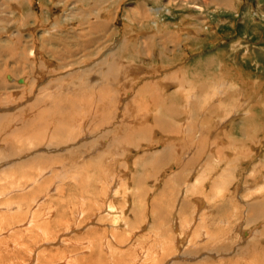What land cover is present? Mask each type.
<instances>
[{
	"label": "rangeland",
	"instance_id": "1",
	"mask_svg": "<svg viewBox=\"0 0 264 264\" xmlns=\"http://www.w3.org/2000/svg\"><path fill=\"white\" fill-rule=\"evenodd\" d=\"M0 20V264H258L239 251L264 245V0H0ZM207 196L214 221L182 240Z\"/></svg>",
	"mask_w": 264,
	"mask_h": 264
},
{
	"label": "bare ground",
	"instance_id": "2",
	"mask_svg": "<svg viewBox=\"0 0 264 264\" xmlns=\"http://www.w3.org/2000/svg\"><path fill=\"white\" fill-rule=\"evenodd\" d=\"M21 3V2H20ZM21 5V4H20ZM196 8V7H195ZM156 13H160L161 11H162V9L160 8V9H155L154 10ZM1 21V20H0ZM3 21V20H2ZM9 25V24H8ZM106 26V25H105ZM104 27V25L102 24V23H100L98 26H97V28H99V29H101V28H103ZM108 27V26H107ZM108 29V28H107ZM33 35V34H32ZM48 44V43H47ZM51 45V44H50ZM25 48V47H24ZM11 47H9V44L7 43V41H0V58H2V59H4L3 58V56L6 58V56L4 55V54H6V52H9V53H11ZM13 51V50H12ZM118 51V50H117ZM24 52H25V50H24ZM56 58V57H55ZM91 59V58H90ZM93 59V58H92ZM103 62V61H102ZM94 63H96V62H94ZM100 63V62H99ZM102 64V63H101ZM101 64H98V65H101ZM71 68V67H70ZM82 70V69H81ZM85 70V69H84ZM80 71V70H79ZM92 71H94V70H91V71H88L87 73H90V72H92ZM84 72H86V71H84ZM75 73V72H74ZM75 74H77L78 76H80L79 74H81V73H79L78 74V72L77 73H75ZM74 74V75H75ZM68 75H70V74H68ZM67 75V76H68ZM73 76V75H72ZM71 76V77H72ZM86 76V75H85ZM10 77L11 76H9V79H10ZM90 78V77H89ZM92 78V77H91ZM91 78H90V80H91ZM96 78V77H95ZM64 79V78H63ZM66 80H67V78H65ZM71 79V78H70ZM12 80V79H11ZM26 80H27V78H26ZM60 80V79H59ZM58 80V81H59ZM66 80H65V82H66ZM96 80H97V78H96ZM29 81V80H28ZM14 82V81H13ZM63 82V81H62ZM31 84V83H30ZM52 84H54V83H51V82H49L46 86H47V89L46 90H48L49 88H51V85ZM226 83H223L222 85H221V88H223V86L225 85ZM1 85V84H0ZM28 86V85H27ZM53 86H55L56 87V85L54 84ZM156 86V85H155ZM54 87V88H55ZM150 87V86H149ZM157 87V86H156ZM156 87H154V88H156ZM45 88V87H44ZM43 88V89H44ZM35 89V88H34ZM57 89H59V88H57ZM69 89V88H68ZM231 89H233L234 90V87H232ZM27 90V89H26ZM52 90V89H51ZM147 90H150V88H147ZM146 90V93L148 94V91ZM151 90H154V89H151ZM232 90H228V91H226V89H224L223 88V91H219L221 94H222V97L224 98L225 96H227L228 94H229V92H231ZM18 92V91H17ZM36 92V91H35ZM38 92V91H37ZM45 91H43V93H44ZM60 92V91H59ZM42 93V92H41ZM40 93V94H41ZM49 92H47V94H48ZM53 93H54V91H53ZM226 93V94H225ZM8 94V93H7ZM56 94V93H55ZM54 94V95H55ZM144 94V93H143ZM192 94V93H191ZM60 95H61V92H60ZM80 94H78V96H79ZM141 95H142V93H141ZM140 95V96H141ZM8 97H10L9 95H7ZM14 96V95H13ZM62 96V95H61ZM81 96V95H80ZM160 96V95H159ZM6 97V96H5ZM23 97V96H22ZM47 97H48V95H47ZM154 97V96H153ZM190 97L191 98H193V97H195V96H193V95H190ZM221 97V98H222ZM3 98H4V96H3ZM69 98V97H68ZM67 98V101L70 99H68ZM78 98V97H77ZM104 98H105V96H104ZM208 98H210V97H207V99ZM222 98V101H225L224 99ZM226 98V97H225ZM51 99H53V98H51ZM72 99V98H71ZM70 99V100H71ZM233 99V98H232ZM9 100H12V98L10 97V99ZM16 100V99H15ZM14 100V101H15ZM195 100H196V103H195V106L196 107H199L198 106V103H197V97L195 98ZM228 100H229V97H228ZM35 101L36 102H38L39 103V101L41 102L42 101V98L40 97V99H38V98H35ZM34 101V102H35ZM43 101H45V100H43ZM73 101H75V99H74V97H73ZM77 101V100H76ZM160 102H161V100H159ZM159 101H156V103L159 105L160 104V102ZM215 101V100H214ZM217 101V100H216ZM59 102H62V100L60 99V101ZM72 102V101H71ZM71 102H70V104L68 105V102H66V104H67V106L69 107V108H71ZM228 102V101H227ZM226 102V103H227ZM6 103V102H5ZM4 103V104H5ZM38 103H36L35 104V106L33 107V108H37L38 110H37V112L35 111V113H34V116L33 117H36V116H38L37 118H39V119H41L42 117H43V119H41V120H43L42 122H44V125H45V122H46V118L48 119V116L50 117V114H46V111L45 110H47L48 111V113H51L50 111H49V109H42L41 107H40V105L38 104ZM57 103V102H56ZM76 103V102H75ZM132 103V102H131ZM217 103V102H216ZM222 103V102H221ZM220 103V104H221ZM226 103H224V104H226ZM15 104V103H14ZM46 104V103H45ZM219 104V105H220ZM230 104V103H229ZM232 104V103H231ZM234 104V103H233ZM1 105H3V104H1ZM57 105V104H56ZM60 105V104H59ZM222 105V104H221ZM31 106V105H30ZM60 106H63L64 107V105H63V103H62V105H60ZM66 106V107H67ZM210 105L208 104V106H207V108L209 109V110H211L210 112H215L216 110H218L216 107H212V106H210ZM44 107V106H43ZM63 107H61V109L63 108ZM68 107H67V109H68ZM161 106L159 105L158 106V108L157 109H161L160 108ZM202 106L200 105V108H201ZM41 108V109H40ZM59 108V107H58ZM92 109L94 108V106H93V104H92V107H91ZM219 108V107H218ZM61 109H60V112H61ZM229 109V108H228ZM32 110H34V109H32ZM153 110V109H152ZM227 110V109H226ZM235 110H236V108H235ZM40 111V112H39ZM228 111V110H227ZM4 112V111H3ZM156 112V111H155ZM27 113V112H26ZM58 113V112H57ZM62 113H64V112H62ZM61 113V114H62ZM235 113V112H234ZM12 114V113H11ZM46 114V115H45ZM55 114V113H54ZM105 114V113H104ZM157 114V113H156ZM52 115V114H51ZM64 115V114H63ZM73 115V114H72ZM101 115V114H100ZM110 115V114H109ZM55 116V115H54ZM97 116V115H96ZM99 116V115H98ZM151 116V115H150ZM52 117V116H51ZM57 117V116H56ZM59 117V116H58ZM64 117H66V116H64ZM125 117V116H124ZM138 117V116H137ZM156 117V116H155ZM37 118H35V119H37ZM97 118V117H96ZM225 118L226 119H228V118H230V117H227V116H225ZM39 119L37 120V121H39ZM55 119V118H54ZM59 119H61V118H59ZM65 119H67V118H65ZM195 119V118H194ZM40 120V121H41ZM45 120V121H44ZM51 119H49V121H50ZM62 120V119H61ZM36 121V123L38 124V122ZM132 121H134V120H132ZM136 121H137V119H136ZM154 121V120H153ZM29 122V121H28ZM28 122L25 124V126L27 127V128H33L34 127V125L33 124H28ZM41 122V123H42ZM50 122H52V121H50ZM109 122V121H108ZM138 122V121H137ZM230 122H232V121H230ZM3 123V122H2ZM30 123H32V121L30 122ZM35 123V124H36ZM148 123V126H149V122H147ZM152 123V122H151ZM36 124V125H37ZM49 124V123H48ZM57 125H56V128H55V131L56 132H58V133H62V132H64V125L63 124H59L58 125V123H56ZM69 124H70V122H69ZM72 124V123H71ZM132 124V123H131ZM133 124H135V123H133ZM146 124V123H145ZM220 124V123H219ZM5 125H8V124H2V125H0V130H2L1 128H3V126H5ZM51 125H54V124H51ZM50 125V126H51ZM98 125V124H97ZM154 125H155V123H154ZM159 125V127H161L160 129H162V130H165L167 127L163 124V123H159L158 124ZM222 125V124H221ZM24 126V125H23ZM38 126H40V125H38ZM135 126V125H134ZM134 126H132V127H134ZM140 125H138V126H136V127H139ZM153 126V125H152ZM40 127H43V124L40 126ZM49 127V126H48ZM53 127H55V126H53ZM135 127V128H136ZM141 127H142V125H141ZM143 127H147V126H143ZM154 127V126H153ZM191 127H192V125H191ZM190 127V129H192ZM6 128V127H5ZM47 128V127H46ZM46 128H44V129H46ZM152 128V127H151ZM155 128V127H154ZM195 128H197V127H195ZM43 129V128H42ZM133 129V128H132ZM140 130V129H139ZM34 131H36V130H34ZM42 131V130H41ZM46 130H43L42 132H45ZM141 131V130H140ZM145 131V130H144ZM39 131H36V133H38ZM142 132H143V130H142ZM147 132V131H146ZM190 132H193V130H190ZM195 132H196V130H195ZM4 133V132H3ZM29 133H32V131L31 132H29ZM48 133V132H47ZM139 133V132H138ZM42 134V133H41ZM63 134V133H62ZM80 134V133H79ZM89 134V133H88ZM132 134V133H131ZM50 135V134H49ZM133 135V134H132ZM6 136V135H5ZM145 136V135H144ZM147 136V135H146ZM196 136V135H195ZM51 137V136H50ZM81 138V137H80ZM90 138V137H89ZM78 141V140H77ZM30 142V141H29ZM72 142V141H71ZM72 143H74V142H72ZM71 144V143H70ZM78 145V144H77ZM102 148V147H101ZM10 150V149H9ZM166 150V149H165ZM91 153V152H90ZM102 153V152H101ZM164 153V152H163ZM103 154H104V152H103ZM185 154H188V153H185ZM189 155V154H188ZM154 156V155H153ZM161 156V155H160ZM159 156V157H160ZM164 156H166V155H164ZM169 156V155H168ZM158 157V156H157ZM186 157H188V156H186ZM194 157V154L192 155V157H189L188 158V161H187V163H186V166L187 165H189L191 162H193L194 163V160L192 159ZM42 161V160H41ZM103 161V160H102ZM159 161H161L160 159H159ZM158 161V162H159ZM165 161V160H164ZM163 161V162H164ZM162 164V163H161ZM157 166H159L158 164H157ZM162 166V165H161ZM31 167V166H30ZM200 168V167H199ZM232 168V167H231ZM209 169H210V167H208V169H206V167L205 168H203V169H200L199 171H198V169H197V176H195L194 178V182L193 183H195V185H194V187H196V189L198 188V187H200V186H204L205 187V185H206V182H208L209 180H208V172H209ZM31 170V169H30ZM188 170V169H187ZM226 173H227V171H225ZM226 173H224L222 176H221V178H224L225 177V175H226ZM229 176H230V174L228 175V178H229ZM193 178V177H192ZM226 178V177H225ZM104 181V180H103ZM172 181V180H171ZM225 181H226V179H224V180H222V181H219L218 183H217V185H218V187H217V189H216V191H219V192H223L224 191V189H225V184H227V181H226V183H225ZM24 184V183H23ZM248 186V185H247ZM37 187V186H36ZM184 189H182V193L181 194H185L184 196H183V198H185L184 200L186 201V199H188V197H187V191L188 192H190L191 194H194V190H190V189H187V187L186 186H184L183 187ZM255 188V187H254ZM118 189V188H117ZM262 189V187H259L258 189H257V192H261L260 190ZM128 192V191H127ZM217 194H218V192H216ZM197 195V194H196ZM219 195V194H218ZM215 196H217L216 194H214V196L213 197H215ZM206 197V196H205ZM20 199H22L21 197H19ZM190 198V197H189ZM212 198V197H211ZM207 200L206 201H204L203 202V204H202V201H200L201 202V204L200 205H195L193 208H194V212L193 213H195V214H193V216H191V214H190V216L188 217V219H187V221H185L184 220V218H182L181 219V225H182V227L181 228H183V230H184V232H183V234H181L180 235V237H181V239L182 240H184L183 238H185L186 240H188V242H190V243H193V244H196V243H198L199 244V241H198V237H199V233L196 231L195 233H194V231L196 230V227L198 228V226L200 225V227L199 228H203L204 226H205V223H208V224H210L211 223V221H214V218H213V213L211 212V210H212V206H211V204L209 203V199H210V197H208L207 196V198H206ZM263 199V198H262ZM166 200V199H165ZM183 200V201H184ZM261 200V199H260ZM15 202V201H14ZM183 204H184V202H182ZM188 203H190V201L188 202ZM27 204V203H26ZM38 204V203H37ZM77 204V203H76ZM3 205H5V207L7 208L8 206H10L11 205V202H9L8 204H6V202H3ZM8 205V206H7ZM14 205V204H13ZM107 205V204H106ZM180 205V204H179ZM191 205V204H190ZM251 205V204H250ZM249 205V206H250ZM253 205V204H252ZM27 207H28V205H26ZM25 206V207H26ZM30 206V205H29ZM109 206V207H108ZM107 207V212L108 213H111L113 216H114V225L112 226V227H114V228H119V224H124V228L123 229H127L128 227V225H127V223H126V221L124 220V217H122V215H125L126 213H125V211H121L120 210V208H119V210L121 211V212H119L118 211V208H117V206H116V204L114 203V202H110L109 203V205H108ZM12 207V206H11ZM17 207H18V205H17ZM26 207V208H27ZM209 208H210V211H209ZM214 208V207H213ZM256 209L257 208V210L259 209H263L264 208V202L263 201H259V203H256L255 205H253V207H252V209ZM78 209V208H77ZM82 209V208H81ZM177 209V208H176ZM238 209V208H237ZM251 209V208H250ZM249 209V210H250ZM28 210H29V208H28ZM123 210H125V209H123ZM157 210V209H156ZM191 210V209H190ZM189 210V211H190ZM256 210V211H257ZM160 211H162V210H160ZM9 212H11L12 213V211H9ZM14 212V211H13ZM16 212V211H15ZM79 212V211H78ZM137 212V211H136ZM175 212V211H174ZM192 212V211H191ZM208 212V213H207ZM250 212H251V210H250ZM107 213V214H108ZM154 213V212H153ZM239 213V212H238ZM253 213H255L254 212V210H253ZM15 214V213H14ZM168 213H166V215H167ZM109 215V214H108ZM169 215V214H168ZM110 216V215H109ZM112 216V217H113ZM254 216L255 215H253L252 217L254 218ZM80 218V217H79ZM173 218V217H172ZM29 219V218H28ZM252 219V218H251ZM79 220V219H78ZM177 220V219H176ZM0 221H2V224H4V225H8V222H9V220H4L3 218H2V216L0 215ZM193 221H195L193 224H191ZM225 219H221V221H218V224H220V225H223V224H226L225 223ZM237 221V220H236ZM233 222V221H232ZM26 223V222H25ZM198 223V224H197ZM201 223V224H200ZM23 224V223H22ZM27 224V223H26ZM154 224V223H153ZM228 224V223H227ZM1 225V224H0ZM32 225V224H31ZM30 225V226H31ZM173 225V224H172ZM29 226V227H30ZM31 228V227H30ZM9 229V228H8ZM10 231V230H9ZM182 231V230H181ZM1 234V233H0ZM257 235V234H256ZM255 235V236H256ZM5 236V235H4ZM15 236V235H14ZM46 236V235H45ZM215 237V236H214ZM257 238H259V237H257ZM261 238H263V237H261ZM133 239V238H132ZM5 241H3L2 240V244H4V242L5 243H7L8 242V239H4ZM38 240H39V238H38ZM1 242V241H0ZM257 243V242H256ZM259 243V242H258ZM172 245V244H171ZM208 246V245H207ZM147 249V248H146ZM161 250V249H160ZM177 250V249H176ZM147 250H145V251H143V252H146ZM88 252H90V251H88ZM167 252V251H166ZM243 252V253H242ZM39 253V252H38ZM239 253L241 254H244V255H250V254H252L253 256H255V257H257L256 259L258 260L259 258H260V260L259 261H257V263L259 264V262H262L263 261V259H264V245H262V242H261V244L259 243V244H249L245 249H243L242 251H239ZM145 254V253H144ZM32 255V254H31ZM31 257H33V256H31ZM76 257V256H75ZM144 257H145V259H144ZM144 257H140L141 258V260H139L138 259V257H137V259L139 260V261H143V263L144 264H154V262H155V256H154V254H153V251L151 250V249H148V251L146 252V254L144 255ZM205 257V255L203 256V258ZM262 257H263V259H262ZM34 258V257H33ZM143 258V259H142ZM188 259L190 258V259H192V260H194L195 258H193V257H187ZM0 259H2L1 258V255H0ZM134 258H132V260H133ZM262 259V260H261ZM32 260V259H31ZM65 261V260H64ZM74 261V260H73ZM169 261H172V259L170 258L169 259ZM132 262H135L134 260L132 261ZM254 262V261H253ZM140 264H142V263H140ZM170 264H174V262L172 261Z\"/></svg>",
	"mask_w": 264,
	"mask_h": 264
},
{
	"label": "crops",
	"instance_id": "3",
	"mask_svg": "<svg viewBox=\"0 0 264 264\" xmlns=\"http://www.w3.org/2000/svg\"><path fill=\"white\" fill-rule=\"evenodd\" d=\"M55 79V78H54ZM157 86V83H154L153 84V87H156ZM161 86H163V84L161 85ZM160 86V87H161ZM164 87V86H163ZM151 89H154V90H151L150 89V92L152 93V95L154 96H152V95H150V93H149V95L151 96V102L153 103L154 102V100H155V102L156 101H159V98H157V99H154L155 97H157V96H161V99H162V102H170L171 100H172V97H170V95H166V93H164L163 92V90L162 89H160V90H158V87H156V88H152V86L150 87ZM165 88V87H164ZM147 90V89H146ZM158 90V91H157ZM148 92H149V90H147ZM164 94V95H163ZM171 98V99H170ZM184 98V97H183ZM160 102V101H159ZM155 117V116H154ZM152 118V117H151ZM155 118H158V117H155Z\"/></svg>",
	"mask_w": 264,
	"mask_h": 264
}]
</instances>
